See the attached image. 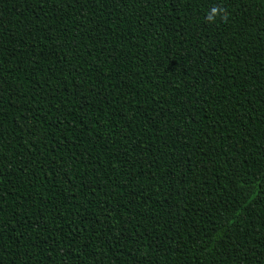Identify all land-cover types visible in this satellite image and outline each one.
Masks as SVG:
<instances>
[{
  "label": "trees",
  "instance_id": "trees-1",
  "mask_svg": "<svg viewBox=\"0 0 264 264\" xmlns=\"http://www.w3.org/2000/svg\"><path fill=\"white\" fill-rule=\"evenodd\" d=\"M0 264H264V0H0Z\"/></svg>",
  "mask_w": 264,
  "mask_h": 264
},
{
  "label": "clouds",
  "instance_id": "clouds-1",
  "mask_svg": "<svg viewBox=\"0 0 264 264\" xmlns=\"http://www.w3.org/2000/svg\"><path fill=\"white\" fill-rule=\"evenodd\" d=\"M208 19H212V17H211V16H209V17H208Z\"/></svg>",
  "mask_w": 264,
  "mask_h": 264
}]
</instances>
